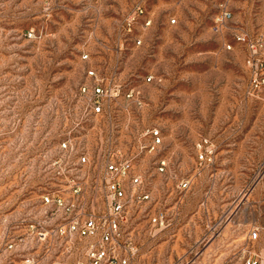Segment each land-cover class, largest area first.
Masks as SVG:
<instances>
[{"label": "rangeland", "instance_id": "obj_1", "mask_svg": "<svg viewBox=\"0 0 264 264\" xmlns=\"http://www.w3.org/2000/svg\"><path fill=\"white\" fill-rule=\"evenodd\" d=\"M252 55L264 62V0H0V264H94L104 172L121 159L117 258L264 264ZM89 218L95 236L71 228Z\"/></svg>", "mask_w": 264, "mask_h": 264}, {"label": "built area", "instance_id": "obj_2", "mask_svg": "<svg viewBox=\"0 0 264 264\" xmlns=\"http://www.w3.org/2000/svg\"><path fill=\"white\" fill-rule=\"evenodd\" d=\"M142 13V9L138 6L135 10V13L132 14L128 23L134 20V15ZM231 18V12L227 9H223L219 14H217L213 19V30L218 31L221 29L225 23ZM236 39L240 42H246L250 48L255 52L257 42L250 40L245 34H237ZM231 47V46H229ZM250 64L253 68V81L255 86L260 87L264 84V62L255 58L253 55L250 58ZM149 78L148 80H150ZM94 93L97 96L104 94V89L100 86L94 88ZM94 111L99 112L101 107L99 105V100H96L94 103ZM153 134H158V131L155 130ZM160 141V140H158ZM207 140H204V144H207ZM164 164V162H162ZM131 168V163L128 159H121L119 161H110L107 163L105 172H104V188L109 205L110 215L105 217L102 222L100 230V238L96 241L95 244L90 249V259L94 264L101 263L103 260L109 259L110 262L116 264H129L128 258L125 256H119L117 258L114 255L115 247L113 242H116V236L119 235V229L121 225L126 221V215L124 211V197L125 190L120 183L121 178H126L129 176V171ZM131 181L134 183H139V177L133 175ZM188 182H182L181 187H186ZM148 195L142 194L141 198H147ZM46 201H49V197H45ZM154 222L160 225H163L165 222V216L163 213L158 214L154 217ZM105 225V226H103ZM72 229L77 230L81 235L86 236H95L98 231V224L94 218H89L83 222L81 225L72 224ZM251 237L255 239L257 237V231L253 230L251 232ZM130 243V242H129ZM250 264H258L256 260L248 261Z\"/></svg>", "mask_w": 264, "mask_h": 264}]
</instances>
